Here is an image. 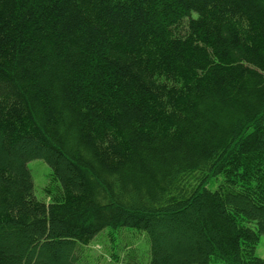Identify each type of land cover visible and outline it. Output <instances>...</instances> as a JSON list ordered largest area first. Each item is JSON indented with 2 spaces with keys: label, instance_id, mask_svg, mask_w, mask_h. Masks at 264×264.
I'll return each mask as SVG.
<instances>
[{
  "label": "trees",
  "instance_id": "1",
  "mask_svg": "<svg viewBox=\"0 0 264 264\" xmlns=\"http://www.w3.org/2000/svg\"><path fill=\"white\" fill-rule=\"evenodd\" d=\"M121 228L148 264H264V0H0V264Z\"/></svg>",
  "mask_w": 264,
  "mask_h": 264
},
{
  "label": "rangeland",
  "instance_id": "2",
  "mask_svg": "<svg viewBox=\"0 0 264 264\" xmlns=\"http://www.w3.org/2000/svg\"><path fill=\"white\" fill-rule=\"evenodd\" d=\"M33 183V194L46 201L43 189L50 185V167L41 159H32L27 162ZM220 178H218L219 180ZM218 180L212 179L206 187L215 189ZM53 187L55 185H52ZM134 250L142 264H148L149 243L144 233L130 228L118 230L104 229L96 235L87 247L81 249L79 264H122L123 256ZM257 257L264 259V234L260 236L255 249ZM209 264H225L221 261H212Z\"/></svg>",
  "mask_w": 264,
  "mask_h": 264
}]
</instances>
